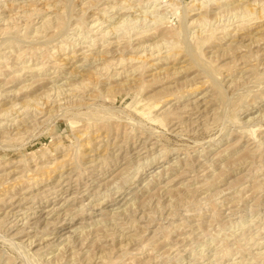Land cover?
<instances>
[{"label":"rangeland","instance_id":"1","mask_svg":"<svg viewBox=\"0 0 264 264\" xmlns=\"http://www.w3.org/2000/svg\"><path fill=\"white\" fill-rule=\"evenodd\" d=\"M0 264H264V0H0Z\"/></svg>","mask_w":264,"mask_h":264},{"label":"bare ground","instance_id":"2","mask_svg":"<svg viewBox=\"0 0 264 264\" xmlns=\"http://www.w3.org/2000/svg\"><path fill=\"white\" fill-rule=\"evenodd\" d=\"M224 1H225V0H224ZM246 2H247V1H246ZM205 5H206V4H205ZM242 5H243V4H242ZM254 8H255V7H254ZM247 9H248V8H247ZM245 10H246V9H245ZM249 11H251L250 8H249ZM246 12L248 13V10H247ZM242 13H243V12H242ZM244 13H245V11H244ZM248 14H251V12H249ZM244 15H245V14H244ZM248 17H249V15H248ZM240 18H241V17H240ZM183 19H184V18H183ZM184 21H185V20H184ZM184 21H183V22H184ZM215 26H216V25H215ZM218 29H219V28H218ZM199 35H200V34H199ZM201 35H202V34H201ZM197 37H198V36H197ZM55 94H56V93H55ZM50 97H51V96H50ZM47 101H48V100H47ZM47 101H46V102H43V104H44V103H48ZM34 102H35V101H34ZM35 106H36V105H35ZM38 106H39V105H38ZM36 108H37V107H36ZM36 110H37V109H36ZM38 110L40 111L41 109L38 108ZM10 112H11V111H10ZM10 112H9V113H10ZM15 114H16V113H15Z\"/></svg>","mask_w":264,"mask_h":264}]
</instances>
